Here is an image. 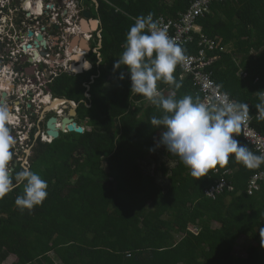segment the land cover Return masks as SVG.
Segmentation results:
<instances>
[{"label": "trees", "instance_id": "1", "mask_svg": "<svg viewBox=\"0 0 264 264\" xmlns=\"http://www.w3.org/2000/svg\"><path fill=\"white\" fill-rule=\"evenodd\" d=\"M194 1L94 4L103 30L101 56L94 58L101 63L51 85L55 96L79 103V120L90 130L62 134L51 143L32 137L29 166L48 182V196L30 211L15 204L22 186L0 199V264L9 256L16 257L13 264H264V184L256 194L247 193L263 164L247 169L233 154L226 166L196 180L178 156L157 146L164 129L151 126L150 119L162 110L131 92L126 67L114 69L134 18L151 12L154 19L179 21ZM197 24L217 45L209 53L217 58L208 68L214 80L249 105L252 125L264 133L255 108L264 93V0L215 3ZM199 39L197 33L188 53H199ZM183 74L178 65L179 90L163 82L158 89L165 96L202 100L192 76ZM92 75L97 78L88 91ZM152 160L160 162L154 171ZM216 169L232 172L228 179L235 190L213 200L206 191L220 178ZM242 237L252 243L245 258H236Z\"/></svg>", "mask_w": 264, "mask_h": 264}, {"label": "clouds", "instance_id": "2", "mask_svg": "<svg viewBox=\"0 0 264 264\" xmlns=\"http://www.w3.org/2000/svg\"><path fill=\"white\" fill-rule=\"evenodd\" d=\"M63 1L64 9L71 1L76 5L75 9L81 6L80 0H61L60 3ZM69 13L71 12H68V16ZM22 17H16L17 24L20 25ZM98 19L96 16L89 19V22ZM65 20L59 19L62 25ZM134 20V25L126 35L124 51L116 60L114 69L121 68V65L126 67L130 73L131 92L141 94L162 110V116L150 119L151 126L164 129L157 146L163 145L170 154L178 156L196 180L209 175L217 166H226L233 154L234 159L247 169L260 168L264 164V153L258 155L236 139L248 127L249 105L230 99L228 93H223L214 100H201L199 96L192 95L180 98L174 94L165 96L158 89V82L179 90L182 81L177 80L174 72L188 57L177 40L169 36L167 28L154 19L153 13L141 15ZM37 23L38 29L62 27L50 20H40ZM75 27L80 29V25ZM120 79H124L123 73L120 74ZM48 98L52 100L51 96ZM259 100L260 103L255 108L258 118L264 119V95ZM70 101L77 105L75 101ZM12 119L10 106L0 101V199L22 186V194L16 197L15 204L21 211H30L47 198L48 182L28 165L21 166L18 172L14 171L12 162L16 155L17 138L11 127ZM69 133L67 130L65 134Z\"/></svg>", "mask_w": 264, "mask_h": 264}, {"label": "flooded vegetation", "instance_id": "3", "mask_svg": "<svg viewBox=\"0 0 264 264\" xmlns=\"http://www.w3.org/2000/svg\"><path fill=\"white\" fill-rule=\"evenodd\" d=\"M64 5L65 1L59 5L57 12H61ZM77 10L76 13H69V16L65 13L59 15V19L69 20V23L65 22L59 29L47 30L40 27L41 33L37 34L38 30H34V27L38 28L36 22L33 24L31 22L29 27L32 29L19 26L11 31L8 59L0 60V101L10 106L13 118L11 127L17 138L16 155L12 162L14 171H19L23 165L29 166L32 156L30 142L33 136L35 140L53 141L47 135V124L50 118H57V126L61 135L67 131L62 128L65 118L73 119L78 126L84 128V131L90 130L86 124L81 123L80 120L77 121L79 119L78 108L77 115L72 116L70 114L73 106L71 101L66 97L55 96L51 88V85L61 76L84 75L91 72L96 63L97 65L101 63V59L96 62L94 55L101 56L102 26L97 29L91 26L85 27L83 20L89 21L85 12H90L92 18L95 16L91 9L82 7V4L77 7ZM78 25H80L79 30L75 27ZM30 32L34 34L30 36ZM40 35L44 37L43 41L38 40ZM26 38L31 40L26 43ZM85 41L88 50L85 47ZM28 46L31 47L27 48ZM28 50L31 51V55H26ZM80 55L84 56V60L79 58ZM84 62H88L92 66L91 69L86 68ZM73 64L82 70L81 73L72 72L71 65ZM96 78V75H92L90 83L85 84L88 91ZM48 96H51L52 100ZM61 100L67 101L62 102ZM56 102L58 104L54 106ZM77 106L79 107V103ZM26 147L31 151L28 162H26Z\"/></svg>", "mask_w": 264, "mask_h": 264}, {"label": "built area", "instance_id": "4", "mask_svg": "<svg viewBox=\"0 0 264 264\" xmlns=\"http://www.w3.org/2000/svg\"><path fill=\"white\" fill-rule=\"evenodd\" d=\"M225 1H237V0H196L192 3L189 11L182 16L179 21H173L159 17L161 26H164L168 30L170 37H173L184 48L185 54L188 57L187 61L183 65H179L183 70V76L191 75L193 78L194 87L201 94L202 100H214L225 92L222 87L214 80L213 72L208 68L217 59L210 57L209 53L216 50L217 45L214 40L209 39L206 35L202 34L201 27L197 24V20L200 17H204L210 12V9L215 3H222ZM15 4V7H13ZM60 0H0V60L8 59V49L11 47V31L16 30L20 25L26 26V29H32L29 27V22L42 20V22H50L61 24L59 21L60 14H68V12L76 13L74 2H68L65 9L61 12H57L60 5ZM22 15V21L19 24L16 22V17ZM69 22L68 19L65 20ZM60 26V27H61ZM36 33L40 34L41 29ZM200 34V51L197 54H190L187 52L190 45L196 40V34ZM31 39L26 38V43ZM221 52L226 51L225 48L220 49ZM26 55H31V51H26ZM229 94V93H228ZM264 95V93H263ZM230 99L232 97L229 94ZM234 100V99H232ZM235 101V100H234ZM252 117L248 127L243 129L241 135L236 139L243 138L254 150L259 154L264 153V133H260L252 125ZM49 141L52 140H43ZM264 166V164H263ZM215 174H219V180L206 191V197L215 200L218 196L223 195L226 192H233L235 190L234 185L228 179L232 174L231 171L221 172L219 169L215 170ZM264 184V168L256 172L248 183L247 193L252 196L259 192Z\"/></svg>", "mask_w": 264, "mask_h": 264}, {"label": "water", "instance_id": "5", "mask_svg": "<svg viewBox=\"0 0 264 264\" xmlns=\"http://www.w3.org/2000/svg\"><path fill=\"white\" fill-rule=\"evenodd\" d=\"M97 4L99 5V2H97ZM85 16L88 19H91L92 18L90 12H85ZM94 24H98L99 26H101L102 25V22L99 19L98 20L91 21V22H89V21L87 22V21H84L83 20V25L85 27H87V26L93 27ZM98 25H97V27H98ZM57 27H59V26H57ZM46 29L47 30H51L50 27H48ZM33 34H34L33 32H30V36H32ZM43 39H44V37L42 35H40L38 37V40L39 41H43ZM30 47L31 46H28L27 48H30ZM85 47L88 50V45H87L86 42H85ZM79 58L81 60H84V56L83 55H80ZM84 63L87 66L86 68L91 69L92 66L88 62H84ZM71 70L74 73H81V71H82L80 68L76 67L74 64L71 65ZM61 101H67V100H61ZM77 107H78L77 105H73L72 106L71 113H70L72 116L73 115L74 116L77 115ZM57 122H58L57 121V118L56 117H52V118H50V120H49V122L47 124V135L49 137H51L53 140L59 139L60 136H61V131L59 130V128L57 126ZM66 122H70V123H67L66 124ZM64 125H67V130H69L70 133H73L74 132V133H77V134H82L84 132V128L81 127V126H78L77 123L73 121V119L65 118L64 121H63V123H62V126H64ZM64 131H66V130L64 129ZM80 155H81L80 152H78L77 153V157H80Z\"/></svg>", "mask_w": 264, "mask_h": 264}, {"label": "rangeland", "instance_id": "6", "mask_svg": "<svg viewBox=\"0 0 264 264\" xmlns=\"http://www.w3.org/2000/svg\"><path fill=\"white\" fill-rule=\"evenodd\" d=\"M80 1H81V4H82V7L84 6V8H86V9H91V11L93 12L94 16L95 17L97 16L96 9L94 7V3H92V2H90L88 0H80ZM77 121L79 122V119H77ZM30 156H31V151H30V149H28L26 147V162H28V158ZM148 162L151 164V168H150L151 171H154V169L157 166L160 165V162L156 164L153 160L152 161H148ZM158 180L161 183H163L161 176L158 177ZM215 226H216V224H215ZM251 243H252V241L249 238L242 237L240 239L238 245H237L236 250H235V257L236 258L246 257V255H247V249H248V247L250 246ZM16 261H17L16 257L9 256L5 260L4 264H13Z\"/></svg>", "mask_w": 264, "mask_h": 264}, {"label": "bare ground", "instance_id": "7", "mask_svg": "<svg viewBox=\"0 0 264 264\" xmlns=\"http://www.w3.org/2000/svg\"><path fill=\"white\" fill-rule=\"evenodd\" d=\"M97 25H98V24H94L92 28H93V29H97ZM85 42H86V41H85ZM1 82H2V81H1ZM5 83H6V82H5ZM0 85H1V84H0ZM4 87H5V86H4ZM44 99H45V98H44ZM43 101H44V100H43ZM49 101H50V100H49ZM46 102L48 103L47 100H46ZM62 102H63V101H62ZM45 104H46V103H45ZM57 104H58V102H56V103L54 104V106H56ZM61 114H62V113H61ZM67 123H70V122H66V124H67ZM62 128L65 129V130H67V125L62 126ZM73 133H74V132H73ZM75 134H76V133H75Z\"/></svg>", "mask_w": 264, "mask_h": 264}, {"label": "crops", "instance_id": "8", "mask_svg": "<svg viewBox=\"0 0 264 264\" xmlns=\"http://www.w3.org/2000/svg\"><path fill=\"white\" fill-rule=\"evenodd\" d=\"M91 2L94 3L96 7L99 6V5L97 4L98 1H96V0H92ZM96 13H97V10H96ZM52 23H53V22H52ZM236 248H237V247H236ZM234 254H235V253H234ZM241 258H245V257H241Z\"/></svg>", "mask_w": 264, "mask_h": 264}]
</instances>
